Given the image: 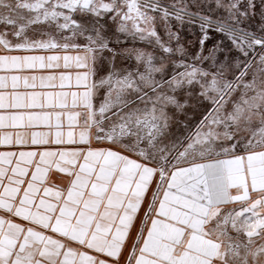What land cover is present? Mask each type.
Listing matches in <instances>:
<instances>
[{
    "label": "snow or ice",
    "instance_id": "6c2138e0",
    "mask_svg": "<svg viewBox=\"0 0 264 264\" xmlns=\"http://www.w3.org/2000/svg\"><path fill=\"white\" fill-rule=\"evenodd\" d=\"M0 264H264V0H0Z\"/></svg>",
    "mask_w": 264,
    "mask_h": 264
}]
</instances>
